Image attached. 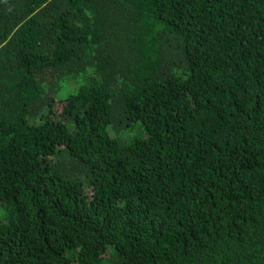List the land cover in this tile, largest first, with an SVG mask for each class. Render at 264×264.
<instances>
[{
  "label": "trees",
  "instance_id": "trees-1",
  "mask_svg": "<svg viewBox=\"0 0 264 264\" xmlns=\"http://www.w3.org/2000/svg\"><path fill=\"white\" fill-rule=\"evenodd\" d=\"M0 264H264V0H0Z\"/></svg>",
  "mask_w": 264,
  "mask_h": 264
}]
</instances>
